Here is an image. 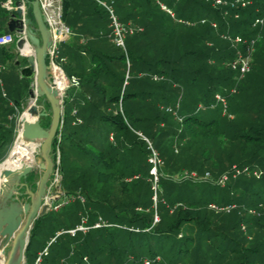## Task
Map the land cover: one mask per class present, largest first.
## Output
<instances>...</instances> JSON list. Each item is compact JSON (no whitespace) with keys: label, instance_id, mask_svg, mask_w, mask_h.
I'll use <instances>...</instances> for the list:
<instances>
[{"label":"trees","instance_id":"1","mask_svg":"<svg viewBox=\"0 0 264 264\" xmlns=\"http://www.w3.org/2000/svg\"><path fill=\"white\" fill-rule=\"evenodd\" d=\"M100 2L111 4L118 20L131 27L124 48L112 41ZM263 10L264 0L244 7L211 0L63 1L62 20L70 35L60 43L59 60L67 69L56 62L70 85L52 153L58 155L60 185L70 196L59 209L73 203L82 212L75 210L68 218H85L88 229L71 234L68 230L78 224L61 228L60 219L49 218L43 232L41 217L47 211L33 222L24 264H144L145 259L148 264H196L199 251L203 264H264V23L253 25ZM0 15L3 22L9 18L1 5ZM7 32L4 22L0 34ZM258 32L261 39L254 44L246 81L238 85L230 63L245 48L221 35L251 39ZM16 60L9 45L0 46V73L5 65L15 66L17 76L16 69L26 62L16 65ZM30 83L24 80L26 91ZM185 89L200 95L209 109L180 114L177 100ZM217 93L226 99L223 120L210 111ZM232 95L231 111L227 98ZM27 97L9 98L0 75V160ZM181 129L216 151L215 166L218 175L227 174L222 188L229 195L221 205L204 199L191 182L187 189L174 190V183L187 179H174L160 153L153 198L150 150L142 136L156 150ZM206 149L195 155L199 168L213 155ZM236 169L240 173L233 176ZM211 204L231 208L216 210ZM96 222L101 224L93 227ZM36 236L44 240H37L41 248L32 251Z\"/></svg>","mask_w":264,"mask_h":264},{"label":"water","instance_id":"2","mask_svg":"<svg viewBox=\"0 0 264 264\" xmlns=\"http://www.w3.org/2000/svg\"><path fill=\"white\" fill-rule=\"evenodd\" d=\"M13 8L8 9L9 18L6 27L9 32L19 34L15 42L14 52L27 63L19 69L20 77L31 81L28 90L29 98L34 101L24 108L18 121L20 122L21 137L31 143L40 142L38 153L41 157L39 167L42 173L36 184L35 191L29 189L24 181L33 165L24 163L17 169L4 168V177L0 189V248L2 249L3 264H24V252L29 243V233L34 220L45 214L48 204L44 202L47 182L54 172L55 162L52 159V142L62 116V94L51 77V65L47 62V53L51 45V33L45 24L41 13L39 0H25V10L21 0H13ZM31 9L32 18L28 16ZM26 44L32 52H23ZM16 65L21 61L16 60ZM50 105L51 119L48 127H43L41 117L47 113L39 110L35 104L37 97ZM27 111L35 116L26 119L23 113ZM24 187V194L29 195V201L23 202L19 188Z\"/></svg>","mask_w":264,"mask_h":264},{"label":"rangeland","instance_id":"3","mask_svg":"<svg viewBox=\"0 0 264 264\" xmlns=\"http://www.w3.org/2000/svg\"><path fill=\"white\" fill-rule=\"evenodd\" d=\"M261 38V37H260ZM221 42L217 41V44H220ZM216 44V42H215ZM9 46H11L12 49H14L15 47V43L10 44ZM62 45L60 44L59 46V56L57 58V62L61 65H63L64 68L67 69L66 65L62 64V62L59 60V57L62 55L61 54V49H62ZM253 56L251 57V62ZM18 60H20L21 62H25V60L23 58H21L20 56L17 57ZM14 68L15 66H8L5 65L4 67H2L1 70V79H2V86L4 88V90L6 91V93L8 94V97L11 99L14 98H24L25 95H27V99L26 101L23 103V107L25 108L31 101V99L29 98L28 95V90L26 91V89L23 86V82L25 81H30L28 79H23L20 77V74H18L17 76L14 75ZM50 74L51 77L54 80V73L52 71V67L50 69ZM227 72V71H226ZM64 77L66 78V75L64 73ZM246 79L245 78H237L236 83L238 85H243L245 83ZM70 83L68 81V79H65V87L63 89L58 88V86L56 85V87L58 88V90H60L61 94H62V98L66 96V93L69 89ZM215 96V95H214ZM223 96V95H222ZM200 95H191L189 93V91L187 89L184 90L183 94L179 95V99L177 101H179L178 103L180 104V108H179V113L180 114H187L188 112H190L192 109H195V111H197L198 114H203L205 112L206 106L203 104L204 102L202 101V99L200 98ZM236 99V95H232L229 96L227 98V102H228V106L229 108L233 109L232 107V102L233 100ZM226 100V99H225ZM20 101L22 102V100L20 99ZM201 102H203L201 104ZM35 104L38 106L39 110H44L47 115L45 117H41L40 121L42 123H46L50 122L51 119V111H50V105L48 102H42V97H37ZM162 108V106H160ZM164 107V106H163ZM175 110L178 111V107L175 106ZM210 111L213 114H217L219 115V120H223V117L221 116V112L224 113V106L221 102H218L215 97L213 102L210 104ZM23 108V110H24ZM22 110V111H23ZM21 111V112H22ZM21 114V113H20ZM19 114V116H20ZM18 116V118H19ZM18 118L16 120V123L13 127V134H12V142L9 145V149L7 151V154L4 156V158L2 160H0V163L4 162V160L7 158L18 133V128L20 126V122L18 121ZM48 126V125H47ZM178 134H180L178 137H169L167 139V142H164V145H161L160 147L157 146L156 151L158 150L161 155V160H163V164H167L169 165V170L172 171V175L173 178L176 180H181V179H187V181L185 182H181V183H174L176 184L173 189L176 190L177 188L179 190H183V187H185V189H187V186L185 184H187L186 182H191L194 184H191L192 187L196 188V189H200L202 190V197L206 200H211L213 201V203L217 204V205H221L222 202H226L227 198H229V195L227 194V192L222 188L223 186H225L224 184H219L218 183V179L220 178L221 175H218L219 171L217 170L218 168H216L215 164L217 160H219V158L216 155V151L214 149L211 148V146L209 144H206V142L200 138H196L192 139V137L189 138V136H187V133L184 130H180L178 131ZM139 135H141L139 133ZM142 138L148 143H151V141H149L146 137L142 136ZM40 142H37L36 146H37V151L35 152V156H34V161L32 162L33 168L32 170L27 174V182L26 184L29 186V189L32 191H35L36 189V184L38 182V179L42 173V168L39 167L41 160V157L38 153V149ZM153 145V144H151ZM154 146V145H153ZM207 148L206 149V154L208 153V148H210L212 150V157L211 159L204 163V165L199 168L198 166L195 165L196 163V159L195 155H199L203 148ZM66 153L63 154V161L64 164H67V157H66ZM52 159L53 162H55V164L58 163V155L57 154H53L52 153ZM213 163V165H212ZM187 169H202V172H209V176L208 177H200L199 179H194V178H190V177H183L182 174L185 171L191 172V171H196V170H187ZM57 171V172H56ZM169 171V172H170ZM165 172V170L163 171ZM199 174H203L202 172L197 171ZM258 175V173L256 174V176ZM190 179V180H189ZM60 180H61V173L60 170L55 166L54 172L52 173V175L50 176L48 182H47V189H46V196L44 198V202L48 204V210L47 211H51L49 213V215L45 216L43 215L41 217V231L43 230V232L46 231V227L44 226L46 224V221H49L48 219H60V221H57L59 223L58 226H60L61 228H66L69 226H74L75 224H78V228H82V231H86L87 230V226H85L84 222H85V218H80L79 219H69L68 216L72 215V212L76 210V214H80L82 212L81 209H77L74 208L75 206H73V203H71L70 205H67L66 207H63L61 209H59L61 207V205H63L68 199H70V196H67L64 194V190L62 189L61 185H60ZM197 183V184H196ZM3 182L1 183L2 186ZM173 184V185H174ZM196 184V185H195ZM219 185V186H218ZM153 186V183H152ZM179 186V187H178ZM20 191L24 192L25 188L21 187L19 188ZM154 190V189H153ZM186 191V190H185ZM189 191H186V194ZM20 200L23 202H28L29 201V195L28 194H22V196H20ZM73 206V207H72ZM210 208H212L210 206ZM264 210V206L262 207ZM256 210V209H255ZM257 211V210H256ZM156 218V217H155ZM56 222V221H55ZM73 230V229H70ZM69 232L71 234H73L74 232L70 231ZM42 240V238H38V236L35 237V239L32 242L31 245V250L34 251L36 249V247H38L37 249L41 248L40 245L38 244L37 240ZM44 240V238H43ZM42 240V241H43ZM51 241H53V239H51ZM50 241V242H51ZM49 242V243H50ZM47 242V245L49 244ZM56 243H54L51 248H53L55 246ZM38 245V246H37ZM202 249V248H200ZM200 255V256H199ZM201 253L200 251L198 252V262L196 264H203V260L201 259ZM214 262H216V260L214 258H212ZM148 260L145 259L144 260V264H147Z\"/></svg>","mask_w":264,"mask_h":264},{"label":"built area","instance_id":"4","mask_svg":"<svg viewBox=\"0 0 264 264\" xmlns=\"http://www.w3.org/2000/svg\"><path fill=\"white\" fill-rule=\"evenodd\" d=\"M23 2V10H25V0H21ZM64 0H39V5L41 9L42 16L44 18L45 24L50 30L51 33V45L48 49L47 53V62L50 63L51 67L57 66L60 68L62 73L64 74L63 69L61 66L56 62L58 56H59V46L60 43L65 40L66 38L69 37L70 35V29L67 27L63 20H62V5H63ZM213 5H227L230 4L231 6L235 5H240L242 7L251 4V0H211ZM13 0H7L3 5L6 9H11L13 8ZM102 6L105 7L108 17L110 20V27H111V32L110 36L112 38V41L118 45L124 48V39H125V34L126 33H131L132 29L128 25H125L121 23L118 20V17L114 11V8L111 4L106 3V2H100ZM161 8L168 12L170 15L174 16V13L170 8H168L166 5L160 3ZM181 21V20H180ZM205 20L201 19V22L203 23ZM185 23L188 24H193V22L185 21ZM264 23V10L262 11L261 15L258 16L255 20L253 25L254 26H262ZM211 25L213 27H216V23L212 22ZM223 38L231 41L233 44H241L244 46V52L241 50L236 51V56L235 58L231 61L230 66L235 69L238 72V78H242L249 70H250V64H251V57L252 53L254 50V44L256 41L260 40L261 34L258 32L255 37L251 39H246L243 38L240 35H236L234 37L227 35V34H222L221 35ZM20 37L19 34H15L12 32H7V33H2L0 34V46H7L12 43H15ZM66 79V78H65ZM55 82V80H54ZM232 92L234 91L231 90ZM4 94V93H3ZM215 99L218 102H221L224 106V113H227L226 111V100L224 96L221 94L217 93L215 94ZM168 110H171V108H168ZM229 117H231V114H228ZM148 148L150 150L148 161L150 163V174L152 175V183L153 186L152 188L154 189V195L153 198H156V188H157V181H158V166L161 163V160L159 158L158 152L155 150V148L151 145V143L148 142ZM58 161V160H57ZM235 167V166H233ZM57 172V171H56ZM239 170H235L233 173V176L236 174H239ZM210 174L209 172H205L203 174H199L197 171H185L182 176L183 177H190L194 179H199L200 177H208ZM227 180V174H223L220 176L218 179L219 184H224L225 181ZM212 208L216 210H229L231 206H225V207H217L214 204L210 205ZM253 212V210H251ZM157 220V218H155ZM101 224V222H96L93 227H98ZM88 229V227H86ZM76 230H82V228H74L73 230H70L72 232H75ZM69 231V230H68ZM40 258H37V261H39ZM148 264V261L146 262Z\"/></svg>","mask_w":264,"mask_h":264},{"label":"bare ground","instance_id":"5","mask_svg":"<svg viewBox=\"0 0 264 264\" xmlns=\"http://www.w3.org/2000/svg\"><path fill=\"white\" fill-rule=\"evenodd\" d=\"M23 52L29 53L32 52L31 46L26 44L25 49ZM52 71L54 73V80L55 84L58 86V88L63 89L65 87V77L62 71L59 67L53 66ZM31 101H34L33 99ZM23 117L26 119H33L35 116L30 115L27 111L23 113ZM36 143H31L25 141L21 137V129L20 126L18 128V133L15 139V142L7 156V158L4 160V162L0 163V189H1V183L5 180L4 177L1 176V171L4 168H10V169H17L22 164L28 163L32 164L34 161L35 152L37 151ZM2 249L0 248V264H3V258L2 255Z\"/></svg>","mask_w":264,"mask_h":264},{"label":"crops","instance_id":"6","mask_svg":"<svg viewBox=\"0 0 264 264\" xmlns=\"http://www.w3.org/2000/svg\"><path fill=\"white\" fill-rule=\"evenodd\" d=\"M6 1H7V0H1V4H0V5L4 7L3 4H4ZM7 20H8V19H6V21H4L5 24H6ZM4 22H3V17L0 15V26H2ZM9 47H11V46H9ZM13 51H14V49H13ZM26 64H27V63H24V64L21 65V66H24V65H26ZM21 66H20V67H21ZM20 67H18V68L16 69V71L19 72ZM30 86H31V83H30Z\"/></svg>","mask_w":264,"mask_h":264},{"label":"flooded vegetation","instance_id":"7","mask_svg":"<svg viewBox=\"0 0 264 264\" xmlns=\"http://www.w3.org/2000/svg\"><path fill=\"white\" fill-rule=\"evenodd\" d=\"M22 192V191H21ZM22 194H24V192H22L20 195H19V198H20V196H22Z\"/></svg>","mask_w":264,"mask_h":264}]
</instances>
